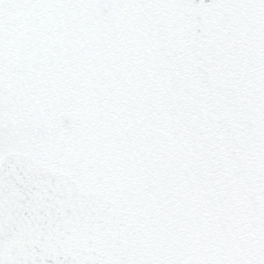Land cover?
I'll use <instances>...</instances> for the list:
<instances>
[{"label": "snow or ice", "instance_id": "6c2138e0", "mask_svg": "<svg viewBox=\"0 0 264 264\" xmlns=\"http://www.w3.org/2000/svg\"><path fill=\"white\" fill-rule=\"evenodd\" d=\"M0 264H264V0H0Z\"/></svg>", "mask_w": 264, "mask_h": 264}]
</instances>
